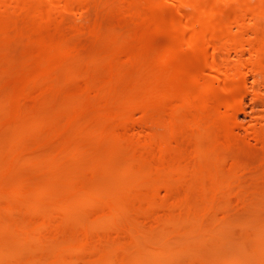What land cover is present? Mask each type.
I'll return each mask as SVG.
<instances>
[{
    "label": "bare ground",
    "instance_id": "1",
    "mask_svg": "<svg viewBox=\"0 0 264 264\" xmlns=\"http://www.w3.org/2000/svg\"><path fill=\"white\" fill-rule=\"evenodd\" d=\"M0 264H264V0H0Z\"/></svg>",
    "mask_w": 264,
    "mask_h": 264
}]
</instances>
